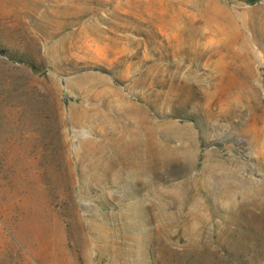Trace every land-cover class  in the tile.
Segmentation results:
<instances>
[{"label":"rangeland","instance_id":"rangeland-1","mask_svg":"<svg viewBox=\"0 0 264 264\" xmlns=\"http://www.w3.org/2000/svg\"><path fill=\"white\" fill-rule=\"evenodd\" d=\"M0 264H264V0H0Z\"/></svg>","mask_w":264,"mask_h":264}]
</instances>
